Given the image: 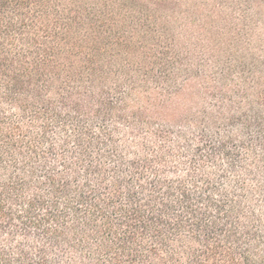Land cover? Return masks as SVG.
<instances>
[{"label": "trees", "instance_id": "1", "mask_svg": "<svg viewBox=\"0 0 264 264\" xmlns=\"http://www.w3.org/2000/svg\"><path fill=\"white\" fill-rule=\"evenodd\" d=\"M183 1L0 0V264H264V0Z\"/></svg>", "mask_w": 264, "mask_h": 264}, {"label": "rangeland", "instance_id": "2", "mask_svg": "<svg viewBox=\"0 0 264 264\" xmlns=\"http://www.w3.org/2000/svg\"><path fill=\"white\" fill-rule=\"evenodd\" d=\"M195 0H186L183 1V9L185 10V7L188 5L189 7H196L198 10L197 16H196V22L195 23H184V28L181 29L182 35L179 39V45L184 47H191V44H193V49H195L196 53L191 51L194 56L200 54L201 47L202 49H208V52L205 53L208 61L207 68L209 71L213 69V66L216 65V63L226 61L229 57L231 59H234L237 56H241L246 48V46L242 44H238L237 46H234L235 44L229 43V40L232 41V34L236 27L237 20L236 16L234 14V9L237 7L236 5H232L230 1H228V4L223 7L221 10H215V17L212 22L215 23V27H220L222 30V34H210L209 32L202 31L198 25L200 23H206L208 26H210V18L206 15L207 10L209 7H207L204 4H199L196 6L195 4H192ZM217 0H208L209 6L211 4H215ZM199 18V19H198ZM204 19V20H202ZM202 20V21H201ZM225 30V32L223 31ZM216 31V30H214ZM264 40V13L260 17V25L255 29V40L251 45V48L253 52H256V55L262 54L263 51L259 50V43ZM241 51V52H239ZM250 52V51H249ZM233 65V64H232ZM234 67V66H233ZM235 68V67H234ZM240 80L238 76L232 75L230 78L231 84H238ZM229 81V79H228Z\"/></svg>", "mask_w": 264, "mask_h": 264}]
</instances>
